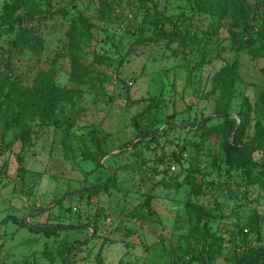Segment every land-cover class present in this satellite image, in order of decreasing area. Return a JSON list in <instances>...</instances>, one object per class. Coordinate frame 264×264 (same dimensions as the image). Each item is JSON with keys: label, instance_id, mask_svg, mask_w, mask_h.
Segmentation results:
<instances>
[{"label": "rangeland", "instance_id": "374dc122", "mask_svg": "<svg viewBox=\"0 0 264 264\" xmlns=\"http://www.w3.org/2000/svg\"><path fill=\"white\" fill-rule=\"evenodd\" d=\"M25 12L47 20L0 28V264H264L252 183L264 156L232 166L233 134L193 128L234 65L223 109L238 126L245 115L242 144L264 140V48L252 54L264 0H24ZM148 103L138 126L157 132L140 140L132 119Z\"/></svg>", "mask_w": 264, "mask_h": 264}, {"label": "trees", "instance_id": "16d2710c", "mask_svg": "<svg viewBox=\"0 0 264 264\" xmlns=\"http://www.w3.org/2000/svg\"><path fill=\"white\" fill-rule=\"evenodd\" d=\"M24 0H14L13 4L10 6H4L3 7V14L1 18L0 28L3 25L7 24H29L34 21H37L38 23H43L47 19V15L39 16L36 15L33 12H25L21 14V10L23 8ZM58 14L65 15V10L62 9L61 11H58ZM262 25H264V16H262ZM264 28V27H263ZM1 30V29H0ZM263 31H259L260 37L258 38L259 43L256 47L252 49V54L258 55V51H262L264 46L262 42V38L264 37L261 35ZM1 33V31H0ZM235 66L230 65L226 66L222 69L220 74L217 77L216 82V91L219 95V106L218 110L215 113V116L212 118L204 119L200 121L196 126H193L195 128L196 133L199 134L200 137L206 138L210 135H219L223 133H228L229 135L233 134L232 139L229 143L225 146V153L230 158V164L235 167H248L252 164V154L254 152H261L264 156V144L262 143L264 140L261 139V137H258L256 140L247 143L242 144L240 142V136L243 131V127L245 126V115L242 113L239 116V126L237 125V121L235 118L230 117L227 115L226 110L223 109L224 105H227L230 101L233 86H234V80H235ZM127 88V87H126ZM4 86L0 84V96L3 92ZM126 92H128V89H126ZM126 102L128 104H138L141 102H145L144 100L139 101H131L128 97H126ZM151 109V105L148 103L147 106L144 108L141 114L134 117L132 119V124L134 125L135 130H137V136L140 138V140H143L147 137H151L156 134V130L143 132L139 129L138 126V120L149 113ZM216 119L217 123L214 125H209V122ZM20 141H21V148L19 150V153L16 155V163L19 168V170L23 171V156L26 152V147L30 146V138L27 132H21L20 135ZM264 137V135L262 136ZM129 144H127L128 146ZM138 144L133 145V147H137ZM189 183L191 182V179H189ZM252 183H264V172L262 171L258 176L253 177ZM168 187V186H167ZM96 187L92 189H88V192L95 191ZM84 192V191H83ZM82 191L78 192L77 194H83ZM88 228V225H58V226H38V225H31L30 229L36 232H44L47 234L54 233L56 231H71V232H80L82 230H85ZM206 234V232H205ZM206 237V235H205ZM207 239V237H206ZM75 243L80 244L79 241H74L73 245ZM73 245L69 246L70 250ZM213 245H211L212 247ZM65 262V259L63 260Z\"/></svg>", "mask_w": 264, "mask_h": 264}, {"label": "built area", "instance_id": "2783aa9c", "mask_svg": "<svg viewBox=\"0 0 264 264\" xmlns=\"http://www.w3.org/2000/svg\"><path fill=\"white\" fill-rule=\"evenodd\" d=\"M171 169H173V168H171Z\"/></svg>", "mask_w": 264, "mask_h": 264}]
</instances>
